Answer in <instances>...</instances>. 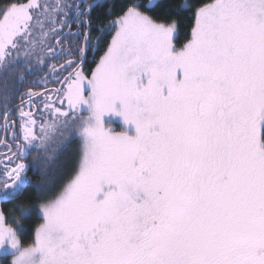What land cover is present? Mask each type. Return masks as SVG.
Segmentation results:
<instances>
[{"label": "snow or ice", "instance_id": "1", "mask_svg": "<svg viewBox=\"0 0 264 264\" xmlns=\"http://www.w3.org/2000/svg\"><path fill=\"white\" fill-rule=\"evenodd\" d=\"M97 7L0 0V66L36 55L60 85L23 93L19 123L0 112L16 147L0 140V201L30 183L29 150L47 151L53 128L68 132L61 149L79 140L62 183L36 186L42 221L30 243L0 210L9 264H264V0H185L181 47L159 0H121L107 20H94ZM109 114L125 130L105 127Z\"/></svg>", "mask_w": 264, "mask_h": 264}, {"label": "trees", "instance_id": "2", "mask_svg": "<svg viewBox=\"0 0 264 264\" xmlns=\"http://www.w3.org/2000/svg\"><path fill=\"white\" fill-rule=\"evenodd\" d=\"M56 2L57 0L53 6ZM65 2L68 4H75L76 0H65ZM116 2L117 6L115 7L114 13H118L121 0H116ZM184 2L185 0H159V3L162 5L159 15L162 18L173 17L179 22L178 32L175 37L176 46L187 41L190 37V27L192 23L191 13L180 8V5ZM66 11H69L70 16L72 15L70 9H66ZM105 13L106 11H104V9H99L92 16L94 20L97 16L107 20L108 18L105 16ZM98 34L94 26L92 30L93 37ZM108 39H110V36ZM64 42L65 40L63 41L65 48L75 46V44L71 42V44L66 47ZM104 50L103 48L98 52L94 50L91 56L92 59H97L99 54ZM45 59L47 60V57H45ZM37 60L38 56L34 55L28 59L27 64L23 58H20L8 64L7 67L0 66V112L7 106L11 110L12 119L16 120L17 123H19V117L16 108L21 104L22 94L27 92L28 89H32L37 93L47 87L50 81V68L43 67L41 70L37 67ZM59 61L62 62V60ZM56 62L58 63V61L49 60L48 64L50 65ZM29 64L32 66L31 71H29L27 67ZM91 66H94V64ZM22 79L23 83L21 84ZM26 98L27 97H23V99ZM34 98V103H36L38 107H42L45 97L37 95ZM2 124L3 121L0 119V140L6 139L8 143L13 144V151H15L16 147L11 139V131L5 132L4 134ZM17 135L19 136V132H17ZM67 135V130L55 127L50 131L51 139L47 151L30 149L29 155L25 161L29 166L27 174L30 177V183L25 185L23 191L15 200L10 202L0 201V210L6 212L10 219L13 216L16 218L18 223L14 226L18 228V233L23 235L25 241L28 243L34 238L33 233L35 225L42 221V217L39 216L38 205L43 199V194L36 186L45 182L62 183L63 178L73 170L78 161L79 140L77 138H72L71 142L65 144L61 149V145ZM6 152L7 149L4 148L3 144H0V164L6 163L3 161V155ZM35 165H38V167ZM0 171H2V167H0ZM0 188H3L2 183H0ZM16 205L20 207L16 208Z\"/></svg>", "mask_w": 264, "mask_h": 264}, {"label": "rangeland", "instance_id": "3", "mask_svg": "<svg viewBox=\"0 0 264 264\" xmlns=\"http://www.w3.org/2000/svg\"><path fill=\"white\" fill-rule=\"evenodd\" d=\"M55 1L56 0H40L41 3H46V4L50 5V6H53ZM39 29H40L39 27H37L35 29V38L37 40H39L41 38V36H40V33H41L40 30L41 29L40 30ZM175 37H174V44L176 46ZM189 39H190V37H189ZM186 42L187 41H184L183 43H181L177 47H181ZM100 55H103V52L100 53L99 56ZM99 56L97 57V60H98ZM84 115H87V114L85 113ZM103 119H104L105 127H109L110 126L111 130L117 131V132L125 130V126L123 124V121H122L121 117L113 115V114H109V115H106ZM128 131L130 133H132L134 130L131 128V126H128ZM18 234H19V237L21 239V242L24 243V245L26 246L28 244V242L25 241V237L23 235H21L20 233H18ZM33 235H34V233H33ZM11 255H12V252L7 248V246L4 249H0V262H2V264H9V262L11 260Z\"/></svg>", "mask_w": 264, "mask_h": 264}, {"label": "flooded vegetation", "instance_id": "4", "mask_svg": "<svg viewBox=\"0 0 264 264\" xmlns=\"http://www.w3.org/2000/svg\"><path fill=\"white\" fill-rule=\"evenodd\" d=\"M93 2H98L99 4H100V7H97V8H94L93 10H92V15H94L95 14V12L96 11H98L99 9H104V11H108V9H112V11L114 12V10H115V7L117 6V2H116V0H87V3H89V4H92ZM75 28H76V25H73V29L75 30ZM95 37V36H94ZM65 46L67 47L69 44H71V42H72V38L71 37H65ZM93 44H95V41H93ZM91 59H92V57H90V61H91ZM63 62V61H62ZM61 61H58V63L56 62L55 64H59V63H62ZM92 64L91 63H89V64H87L85 67H87V68H90V67H93V66H91ZM49 79H50V81L48 82V86L47 87H45V88H43L41 91H39V92H37V93H41L42 91H43V93L44 92H50V91H52L53 89H55V88H57V87H59L60 85L59 84H57V83H54V81L56 80V77H55V75L54 74H52V75H50V77H49ZM27 99V98H26ZM25 99V100H26ZM34 99L35 98H33V103H34ZM34 105L35 106H37L36 105V103H34Z\"/></svg>", "mask_w": 264, "mask_h": 264}, {"label": "water", "instance_id": "5", "mask_svg": "<svg viewBox=\"0 0 264 264\" xmlns=\"http://www.w3.org/2000/svg\"><path fill=\"white\" fill-rule=\"evenodd\" d=\"M41 93H43V91ZM4 134H5V131H4Z\"/></svg>", "mask_w": 264, "mask_h": 264}]
</instances>
